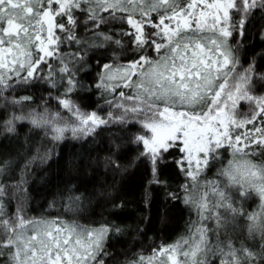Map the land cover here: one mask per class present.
Instances as JSON below:
<instances>
[{"label": "snow or ice", "instance_id": "snow-or-ice-1", "mask_svg": "<svg viewBox=\"0 0 264 264\" xmlns=\"http://www.w3.org/2000/svg\"><path fill=\"white\" fill-rule=\"evenodd\" d=\"M257 18L264 0H0V137L23 134L0 152V264H264ZM105 134L106 167L125 174L129 148L144 165L146 206L165 167L181 178L165 193L189 212L173 242L121 260L109 243L128 225L82 222L77 186L49 204L70 218L30 214L31 177L59 146Z\"/></svg>", "mask_w": 264, "mask_h": 264}, {"label": "trees", "instance_id": "trees-1", "mask_svg": "<svg viewBox=\"0 0 264 264\" xmlns=\"http://www.w3.org/2000/svg\"><path fill=\"white\" fill-rule=\"evenodd\" d=\"M253 37L264 20L253 21ZM257 53L264 52V46L258 38L251 42ZM257 64L264 67V59L257 57ZM85 79L91 77L85 76ZM39 96L38 93H32ZM79 103L87 110H94L96 97L81 94ZM108 134L86 141L65 140L58 149V155H53L47 165L38 169L31 177L29 191L31 194L29 212L35 216H54L62 214L71 217L72 213L65 212L59 197L56 206L49 207L55 193L65 188L77 186L84 195V211L80 214L82 222L101 223L109 221L121 226L128 225L125 234L113 238L109 247L111 252L121 260L126 251L149 252L151 247L161 243H171L186 230L189 219L188 210L179 202L166 198L167 190H175L181 178L174 170L165 167L161 179L167 181V187L152 186L151 200L146 206L143 200L144 188L147 181L145 167L136 161V153L130 148L119 163L127 169L123 175L105 166L108 156ZM23 144V134L18 142H10L0 137V152L14 151ZM110 193L108 196L101 193ZM123 203V208L113 205ZM139 225V231H137Z\"/></svg>", "mask_w": 264, "mask_h": 264}, {"label": "rangeland", "instance_id": "rangeland-1", "mask_svg": "<svg viewBox=\"0 0 264 264\" xmlns=\"http://www.w3.org/2000/svg\"><path fill=\"white\" fill-rule=\"evenodd\" d=\"M70 140H72V139H70Z\"/></svg>", "mask_w": 264, "mask_h": 264}]
</instances>
